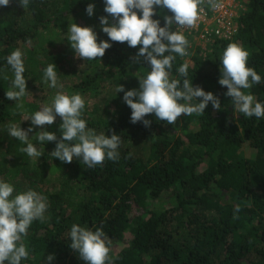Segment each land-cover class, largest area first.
I'll use <instances>...</instances> for the list:
<instances>
[{
  "label": "trees",
  "instance_id": "obj_1",
  "mask_svg": "<svg viewBox=\"0 0 264 264\" xmlns=\"http://www.w3.org/2000/svg\"><path fill=\"white\" fill-rule=\"evenodd\" d=\"M240 1L237 33L213 43L204 57L194 55L186 77L212 91L221 109L209 102L203 113L182 114L173 124L154 114H146L148 126L132 123L131 108L116 88L138 87L135 75H146L150 66L135 59L139 45L112 41L103 57L84 60L67 92L83 97L106 84L114 87L116 107L104 129L121 136L119 159L93 168L76 158L65 163L52 155L56 141L40 142L38 134L31 142L42 150L39 158L21 151L25 144L0 150V179L12 183L32 166L36 175L54 180L46 190L44 218L34 220L24 237L29 258L21 264H45L48 254H54L50 264H86L70 247L74 223L103 228L111 240L106 264H264V118L234 113L231 97L224 95L227 87L218 83L219 56L231 42L248 50V65L264 78V0ZM89 2L95 3L92 16L85 11ZM166 14L171 13L158 10L154 18L163 25ZM102 15H108L103 0H10L0 6V132L9 124L22 127L23 115L35 109L33 92L47 82V64L61 67L65 55L74 54L67 40L72 22L92 26L98 41L108 39L100 29ZM17 48L23 52L27 92L14 101L5 95L14 79L5 58ZM184 62L176 54L170 78L183 79L177 69ZM247 91L264 101V83ZM61 123L62 118L48 125L57 139ZM243 148L250 153L243 155ZM114 243L125 245L115 250Z\"/></svg>",
  "mask_w": 264,
  "mask_h": 264
},
{
  "label": "clouds",
  "instance_id": "obj_2",
  "mask_svg": "<svg viewBox=\"0 0 264 264\" xmlns=\"http://www.w3.org/2000/svg\"><path fill=\"white\" fill-rule=\"evenodd\" d=\"M27 0H25V3ZM10 0H0V6H7ZM104 12L99 17L100 29L108 39H99L98 33L90 25L72 22L68 28L67 40L74 50V56L87 60L103 57L112 41L127 42L129 47L139 45L135 59L146 61L150 71L146 75L136 74L139 86L124 89L122 84L116 88L123 92L124 102L130 106L132 123L141 121L150 124L146 114H154L157 120L173 124L182 114L203 113L209 102L215 109H221L220 99L212 91L194 86L189 80V62L185 61L177 69L180 78H170V71L176 54L187 56L189 42L180 30L173 25L195 26L202 11V0H103ZM216 5L214 4L213 7ZM94 2L86 5L85 11L93 15ZM167 9L171 14L164 15V23L154 18L158 10ZM249 52L241 44L231 42L219 56L220 77L218 83L227 87L225 96L231 97L234 113L245 117L264 118V101L247 91L254 84L264 83V78L247 61ZM6 62L14 73L11 88L5 95L10 100L23 97L26 92L25 64L23 52L17 48L6 56ZM44 78L50 87H58L57 68L49 63L44 68ZM200 98V99H197ZM85 99L79 93L58 92L51 104L43 105L39 110L26 116L31 124L27 129L18 124L8 126V134L26 145L21 149L30 157L39 158L42 150L29 141L32 125H51L62 118L61 137L46 129L39 132L36 140L40 142L56 141L53 157L65 163L79 159L88 168L103 163L105 159H119V147L122 138L117 133L106 135L97 133L88 127L83 118ZM114 111V109H113ZM43 129V128H42ZM49 204L47 197L28 188L16 190L11 182L0 179V264H21L29 258V250L24 242L29 227L34 220L43 219ZM239 210L236 205L235 211ZM70 247L78 251L86 264H106L110 260L111 240L103 228L90 227L74 223L71 226ZM54 259V254L45 256V264Z\"/></svg>",
  "mask_w": 264,
  "mask_h": 264
},
{
  "label": "rangeland",
  "instance_id": "obj_3",
  "mask_svg": "<svg viewBox=\"0 0 264 264\" xmlns=\"http://www.w3.org/2000/svg\"><path fill=\"white\" fill-rule=\"evenodd\" d=\"M212 45H207L205 47L192 45L191 50L188 54V57H183L185 61H188L189 64L193 63V56L198 55L204 57L208 54ZM84 58L74 56V54H67L63 58L61 67L56 66L57 75H58V87H50L48 82H45L42 87H38L34 90L35 96L38 98V103L35 109L30 111L28 114L23 115L21 123L23 124L22 128L27 129L31 124L30 119H25L26 116H30L35 111L39 110L45 104H51L54 96L58 92H63L68 94L67 86L76 82L80 76V70L84 67ZM115 90L111 85H105L99 88L98 91H91L89 94L83 96L85 99V108L83 110V118L87 120L88 127L94 128L97 133L105 132L104 126L108 122L109 114H112L115 111L116 99L114 97ZM114 109V111H113ZM185 115L183 114L184 118ZM179 119L181 124L187 125L183 119ZM56 120H61V117L57 116ZM55 120V121H56ZM178 121V120H177ZM11 125V124H9ZM8 125V126H9ZM8 126L3 128L0 132V150L4 151L8 144L20 143L24 144L15 137H11L8 134ZM43 128V129H42ZM48 130V125H32V131L29 132V141L31 142L35 134H39L42 130ZM248 152L245 148L242 150L243 155H248ZM35 169H32V166L28 169L21 171L12 182L15 185L16 190H26L32 188L39 193L47 196L46 190L53 188L54 180L48 176L36 175ZM164 201L163 204L169 205L170 201ZM126 243V242H125ZM125 243H114V249H121Z\"/></svg>",
  "mask_w": 264,
  "mask_h": 264
},
{
  "label": "built area",
  "instance_id": "obj_4",
  "mask_svg": "<svg viewBox=\"0 0 264 264\" xmlns=\"http://www.w3.org/2000/svg\"><path fill=\"white\" fill-rule=\"evenodd\" d=\"M201 8L195 26L179 27L186 36L189 47H205L218 40H231L234 37L238 30L237 19L243 10L240 0H202ZM189 52L187 49L188 54Z\"/></svg>",
  "mask_w": 264,
  "mask_h": 264
}]
</instances>
